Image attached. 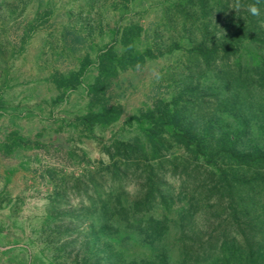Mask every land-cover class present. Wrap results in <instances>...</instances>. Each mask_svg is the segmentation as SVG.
I'll return each mask as SVG.
<instances>
[{
	"label": "trees",
	"instance_id": "16d2710c",
	"mask_svg": "<svg viewBox=\"0 0 264 264\" xmlns=\"http://www.w3.org/2000/svg\"><path fill=\"white\" fill-rule=\"evenodd\" d=\"M161 6L143 49L145 28L132 22L95 60L86 55L78 69L51 77L73 89L96 66L87 110L68 123L91 134L121 119L110 89L120 72L163 54L160 31L187 43L172 38V48H185L181 88L128 119L139 132L105 145L108 162L86 159L79 175L47 170L52 264H264V0ZM20 146L41 144L13 133L1 149Z\"/></svg>",
	"mask_w": 264,
	"mask_h": 264
},
{
	"label": "rangeland",
	"instance_id": "374dc122",
	"mask_svg": "<svg viewBox=\"0 0 264 264\" xmlns=\"http://www.w3.org/2000/svg\"><path fill=\"white\" fill-rule=\"evenodd\" d=\"M161 4L0 0V264H52L58 248L43 231L53 191L47 170L79 175L86 159L108 162L105 145L139 132L136 124H126L128 119L159 98L170 100L181 88L185 48H172V38L187 43L164 30L156 39L150 37L163 54L115 79L110 97L123 114L108 127L95 126L90 134L68 124L87 110V86L98 73L96 66L73 89H59L51 80L57 72L78 69L86 55L95 60L98 50L114 41V31L129 23L145 28L138 45L143 49L149 41L146 33L152 34L163 19ZM13 133L41 146L5 153L1 147ZM70 201L78 198L72 195Z\"/></svg>",
	"mask_w": 264,
	"mask_h": 264
},
{
	"label": "clouds",
	"instance_id": "9594fccd",
	"mask_svg": "<svg viewBox=\"0 0 264 264\" xmlns=\"http://www.w3.org/2000/svg\"><path fill=\"white\" fill-rule=\"evenodd\" d=\"M248 10L254 16L260 15V9L255 5H250Z\"/></svg>",
	"mask_w": 264,
	"mask_h": 264
}]
</instances>
